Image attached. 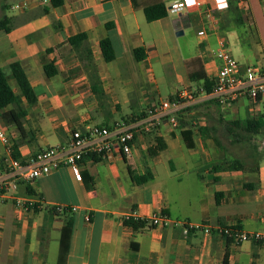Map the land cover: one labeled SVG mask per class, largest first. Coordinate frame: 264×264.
I'll return each instance as SVG.
<instances>
[{
    "label": "crops",
    "instance_id": "crops-1",
    "mask_svg": "<svg viewBox=\"0 0 264 264\" xmlns=\"http://www.w3.org/2000/svg\"><path fill=\"white\" fill-rule=\"evenodd\" d=\"M175 1L64 0L51 8L49 0H0V21L7 17L3 27L9 28L0 29V69L20 97V104L0 110V123L22 161L95 125L114 129L126 123L135 133L130 155L116 146L106 157H85L79 176L62 166L0 193V264H58L69 221L66 264H224L226 255L228 264H264V241L238 242L219 230L264 234V159L258 169L214 172L213 164L227 157L211 144L219 126L249 119L264 123V98L224 106L206 89L218 73L214 51L220 42L243 65L263 62L264 55L242 50L231 9L218 11L213 1L146 19L145 7L168 8ZM254 1L238 3L242 25L251 31L260 29L257 12L264 13V5ZM210 11L218 22L208 17ZM202 30L207 34L199 35ZM80 34L87 40L72 46L70 39ZM107 38L116 55L111 62L100 45ZM15 63L28 77L32 100L9 71ZM48 64L57 69L53 77L45 71ZM176 98L182 99L180 107L150 114ZM19 107L26 113L24 132L9 118ZM200 129L208 132L203 136ZM261 133L264 140V127ZM10 157L0 139V182L8 178ZM21 200L37 208L26 210ZM134 212L146 219L162 213L170 223H126L123 216ZM188 226L210 233L185 232Z\"/></svg>",
    "mask_w": 264,
    "mask_h": 264
},
{
    "label": "built area",
    "instance_id": "built-area-1",
    "mask_svg": "<svg viewBox=\"0 0 264 264\" xmlns=\"http://www.w3.org/2000/svg\"><path fill=\"white\" fill-rule=\"evenodd\" d=\"M215 3L218 11L229 8V0H209ZM202 7V2L198 0H177L167 8L169 13H182L194 8ZM208 17L215 23L218 22L213 12L208 13ZM201 36L207 34L205 30L198 33ZM220 64L218 73L214 79L213 89L210 92L220 105H230L241 98H248L258 101L264 98V61L253 65L241 64L231 53L226 43L220 42L219 48L214 51ZM182 104L181 98L167 100L159 106L150 110L152 115H163L172 108H178ZM176 118H171V122L176 124ZM0 139L7 146L10 154L8 178L0 182V193H8L10 190H17L18 184L22 181H34L41 176L49 175L62 166L72 168L74 173L79 176L80 164L86 156L96 154L101 157L110 155L117 146L126 155H130L132 145L135 140L133 127L129 124H118L114 129L105 126H92L85 133L74 131L70 140L63 144L49 147L37 152L27 161L14 158L13 148L9 144L4 128L0 123ZM26 210L34 209L36 202L17 201ZM58 212H62V207H56ZM86 220L89 222L90 217ZM123 220L128 222H149L154 226L168 225L170 219L162 213H155L150 218H142L135 212L123 216ZM175 226L178 224L175 222ZM203 229L210 233V228L203 226H188L184 230ZM220 232L238 242L242 241H264L262 233H244L242 229L230 226L219 228Z\"/></svg>",
    "mask_w": 264,
    "mask_h": 264
},
{
    "label": "trees",
    "instance_id": "trees-1",
    "mask_svg": "<svg viewBox=\"0 0 264 264\" xmlns=\"http://www.w3.org/2000/svg\"><path fill=\"white\" fill-rule=\"evenodd\" d=\"M50 7L56 8L60 7L64 4V0H49ZM242 0H229V8L231 9L234 17L235 22L238 25L243 24V17L242 12L238 6V3ZM5 8V7H4ZM49 11V9H47ZM144 13L146 15V19L148 21H154L157 19H161L168 15L167 8L163 3H156L150 6L145 7ZM7 21V17H4L0 21V29H5L6 31L9 28L3 27L4 23ZM87 40V36L85 34H80L78 36L72 37L70 39V44L72 46H76L77 42L83 43ZM102 54L104 60L106 62H111L115 59L116 55L112 46V42L110 39H103L100 43ZM141 49H136L134 51L135 58L140 60L141 56L139 53ZM9 71L14 79L17 80L20 90L23 95H25L29 100L34 98V93L29 83L28 77L23 69V67L19 63L12 64L9 66ZM45 71L49 77H53L57 74V69L53 64H48L45 66ZM214 81L211 87H208L206 84L207 92H211L213 89ZM20 104V97L14 92L11 88L7 73L4 69H0V110L8 107L11 104ZM26 116L25 111L23 108L19 107L17 111L11 112L9 118L12 122L16 123L20 129L23 131L21 121ZM264 127V123L255 120H242V121H234L224 125V129L229 136H231L232 143H246L251 146V153L249 157L246 159L242 158H226L224 161L216 162L213 164L212 171L219 172V171H241L246 170L247 168L255 167L258 169L259 163L262 159H264V148L259 151V145L254 143V139L257 136H260L262 133V129ZM202 135L204 136L208 130L207 129H200ZM243 131L244 133H241ZM190 134V133H188ZM185 141L188 147H192L193 143L187 137V133L184 134ZM13 156L14 158L19 159V155L16 151V148H13ZM89 156H86L88 158ZM152 178V175L141 177L139 180L140 183H144ZM37 205V203H36ZM37 208V206L35 207ZM132 224V222H128ZM239 228V227H236ZM241 229V228H239ZM72 231V222L69 221L67 225L62 230V237H61V253L58 260V264H66V254L69 247V240ZM224 264H228L227 255L225 257Z\"/></svg>",
    "mask_w": 264,
    "mask_h": 264
},
{
    "label": "rangeland",
    "instance_id": "rangeland-1",
    "mask_svg": "<svg viewBox=\"0 0 264 264\" xmlns=\"http://www.w3.org/2000/svg\"><path fill=\"white\" fill-rule=\"evenodd\" d=\"M254 2H255L254 3L255 6H259V4L264 5V0H255ZM257 22L260 27V29H258L257 31L256 30L254 31V28L251 31L247 26L238 25L235 22L236 30L240 33L241 46L244 52L255 51L257 55H264V13L263 12L262 13L257 12ZM246 31H248V33ZM222 129L224 131L220 130V126H219V133H217L218 134L217 138H215V141L211 142L213 149L217 150L222 156H226V157L231 156L235 158L246 159V157L252 151L251 146L246 143H232L231 136L227 134L224 127ZM241 133L244 132L241 131ZM262 136L263 135H260L259 137L260 141L259 139H255L254 143L255 144L257 143V145H262V142L264 141L262 140Z\"/></svg>",
    "mask_w": 264,
    "mask_h": 264
},
{
    "label": "water",
    "instance_id": "water-1",
    "mask_svg": "<svg viewBox=\"0 0 264 264\" xmlns=\"http://www.w3.org/2000/svg\"><path fill=\"white\" fill-rule=\"evenodd\" d=\"M181 34H182V32H181Z\"/></svg>",
    "mask_w": 264,
    "mask_h": 264
}]
</instances>
